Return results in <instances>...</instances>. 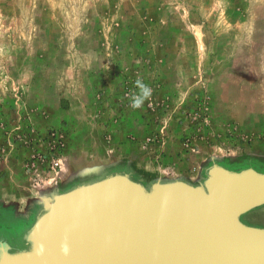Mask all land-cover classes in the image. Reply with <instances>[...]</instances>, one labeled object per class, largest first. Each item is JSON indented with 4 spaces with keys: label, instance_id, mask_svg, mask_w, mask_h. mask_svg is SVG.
I'll return each instance as SVG.
<instances>
[{
    "label": "rangeland",
    "instance_id": "374dc122",
    "mask_svg": "<svg viewBox=\"0 0 264 264\" xmlns=\"http://www.w3.org/2000/svg\"><path fill=\"white\" fill-rule=\"evenodd\" d=\"M212 163L264 173V0H0V241L25 249L78 185H200Z\"/></svg>",
    "mask_w": 264,
    "mask_h": 264
},
{
    "label": "water",
    "instance_id": "95a60500",
    "mask_svg": "<svg viewBox=\"0 0 264 264\" xmlns=\"http://www.w3.org/2000/svg\"><path fill=\"white\" fill-rule=\"evenodd\" d=\"M264 173L212 163L200 185L113 173L54 195L0 264H264ZM8 246V245H7ZM10 247L8 246V251Z\"/></svg>",
    "mask_w": 264,
    "mask_h": 264
},
{
    "label": "clouds",
    "instance_id": "9594fccd",
    "mask_svg": "<svg viewBox=\"0 0 264 264\" xmlns=\"http://www.w3.org/2000/svg\"><path fill=\"white\" fill-rule=\"evenodd\" d=\"M135 88L138 91L131 94L129 105L133 110L141 109L145 101L150 99L153 91L152 88L145 84L142 79H137L135 81Z\"/></svg>",
    "mask_w": 264,
    "mask_h": 264
},
{
    "label": "crops",
    "instance_id": "0c3cea01",
    "mask_svg": "<svg viewBox=\"0 0 264 264\" xmlns=\"http://www.w3.org/2000/svg\"><path fill=\"white\" fill-rule=\"evenodd\" d=\"M143 169H145L147 172H151L150 174H154L156 171L161 173V172H166L167 169H163L162 167L156 168V167H142ZM65 175V173H64ZM168 178H172V177H168ZM155 180V179H154ZM157 180H161V179H157ZM170 181L173 179H169Z\"/></svg>",
    "mask_w": 264,
    "mask_h": 264
},
{
    "label": "flooded vegetation",
    "instance_id": "af4514ba",
    "mask_svg": "<svg viewBox=\"0 0 264 264\" xmlns=\"http://www.w3.org/2000/svg\"><path fill=\"white\" fill-rule=\"evenodd\" d=\"M0 243L4 244L5 251H8V246H9L10 247V249H9L10 251H8V252H15L14 251L15 246H12V244L8 240H2V241H0Z\"/></svg>",
    "mask_w": 264,
    "mask_h": 264
},
{
    "label": "bare ground",
    "instance_id": "6f19581e",
    "mask_svg": "<svg viewBox=\"0 0 264 264\" xmlns=\"http://www.w3.org/2000/svg\"><path fill=\"white\" fill-rule=\"evenodd\" d=\"M248 215V214H247ZM259 228V227H257ZM263 229V228H262ZM0 246L3 247V249L0 251V254L3 255V254H7L8 251H5L4 249V244L3 243H0ZM9 253V252H8Z\"/></svg>",
    "mask_w": 264,
    "mask_h": 264
},
{
    "label": "built area",
    "instance_id": "2783aa9c",
    "mask_svg": "<svg viewBox=\"0 0 264 264\" xmlns=\"http://www.w3.org/2000/svg\"><path fill=\"white\" fill-rule=\"evenodd\" d=\"M52 166H53V168L58 167L59 166V162H57V161L53 162Z\"/></svg>",
    "mask_w": 264,
    "mask_h": 264
}]
</instances>
